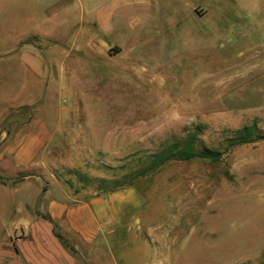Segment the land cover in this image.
<instances>
[{
  "label": "rangeland",
  "instance_id": "374dc122",
  "mask_svg": "<svg viewBox=\"0 0 264 264\" xmlns=\"http://www.w3.org/2000/svg\"><path fill=\"white\" fill-rule=\"evenodd\" d=\"M45 2L33 11L60 13L44 24L65 41L43 171L70 192L133 189L98 262L260 263L264 138L228 139L264 135V0ZM189 132L218 160L151 158Z\"/></svg>",
  "mask_w": 264,
  "mask_h": 264
},
{
  "label": "crops",
  "instance_id": "0c3cea01",
  "mask_svg": "<svg viewBox=\"0 0 264 264\" xmlns=\"http://www.w3.org/2000/svg\"><path fill=\"white\" fill-rule=\"evenodd\" d=\"M44 1L0 0V264H100L133 189L70 192L43 171L58 131L43 89L61 77L65 41L44 24L60 13L33 11Z\"/></svg>",
  "mask_w": 264,
  "mask_h": 264
},
{
  "label": "trees",
  "instance_id": "16d2710c",
  "mask_svg": "<svg viewBox=\"0 0 264 264\" xmlns=\"http://www.w3.org/2000/svg\"><path fill=\"white\" fill-rule=\"evenodd\" d=\"M259 138H264V135H260L257 132V126L256 124L253 123V124L244 125L241 128L237 129L234 132L233 136L229 137L228 141L230 145H235V144L254 141ZM195 140H196L195 132L193 133L189 132L184 137L175 138L172 142L165 143L156 152L151 153L150 156L151 158H155L158 154L166 153V157H165L166 159L183 160L193 157H207L211 160H215V161L218 160L219 152L217 150L208 147L203 149H197ZM135 173L138 174V172ZM100 179L103 180L102 178ZM114 186L115 185H112V181H111V187L106 186L105 190H112ZM239 264H249V263L245 262ZM258 264H264V259Z\"/></svg>",
  "mask_w": 264,
  "mask_h": 264
}]
</instances>
